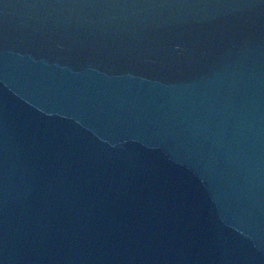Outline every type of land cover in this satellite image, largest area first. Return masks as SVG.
Returning <instances> with one entry per match:
<instances>
[{"label":"water","instance_id":"obj_1","mask_svg":"<svg viewBox=\"0 0 264 264\" xmlns=\"http://www.w3.org/2000/svg\"><path fill=\"white\" fill-rule=\"evenodd\" d=\"M0 264H264V0H0Z\"/></svg>","mask_w":264,"mask_h":264}]
</instances>
